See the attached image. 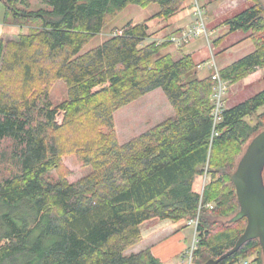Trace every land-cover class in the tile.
I'll return each instance as SVG.
<instances>
[{"label": "trees", "instance_id": "obj_1", "mask_svg": "<svg viewBox=\"0 0 264 264\" xmlns=\"http://www.w3.org/2000/svg\"><path fill=\"white\" fill-rule=\"evenodd\" d=\"M1 2L27 32L0 39V264H163L149 249L126 253L139 243L140 225L197 215L191 264L232 249L246 219L229 222L239 211L231 176L264 129V89L214 123L215 81L198 78L192 55L165 52L169 41H148L146 21L82 51L129 5L155 4L151 19L171 23L192 0H40L47 8L38 10ZM222 23L228 34L246 35L254 50L219 69L220 79L235 84L264 72L260 0ZM58 81L65 96L54 102L50 89ZM158 88L172 115L118 142L113 114ZM252 117L254 124L246 120ZM71 154L86 173L69 183L63 160ZM204 175L200 193L193 184ZM253 255L264 264L257 240L219 264Z\"/></svg>", "mask_w": 264, "mask_h": 264}, {"label": "rangeland", "instance_id": "obj_2", "mask_svg": "<svg viewBox=\"0 0 264 264\" xmlns=\"http://www.w3.org/2000/svg\"><path fill=\"white\" fill-rule=\"evenodd\" d=\"M21 1L23 2L21 7L29 10L47 8L40 2V0ZM255 2L256 0H192V8L178 14L175 18H173L171 23H167L163 20L151 19L152 16L159 11V7L155 4L146 8L129 5L114 19L108 22L102 29L101 33L96 35L82 51L96 47L112 35V33L122 29L129 23L136 25L145 21L148 24V41H165L170 35H176H172L177 30L175 28H178L181 25L180 30H182L194 23L196 20V16H194V4H197L199 10L201 11L202 20L208 36L207 41L205 37H199L192 42L196 41L200 51L203 53L202 59L204 63H212L213 61L216 67L221 69L254 50L253 45L246 38V35L240 32L228 34V28L224 26L222 22L226 18L252 6ZM260 2L264 6V0H260ZM5 12L4 4L0 1V39L6 36L15 39L20 34H26L27 28L13 25L11 18L6 15ZM221 36H225L224 40L219 45H215V40ZM188 44L178 49L183 51ZM178 49L170 45L165 52H171ZM197 71L198 70H196V72ZM226 83V90L222 98L224 102V109L231 108L232 106L249 99L256 93L263 90L264 72L257 71L248 78L235 84ZM98 89L99 88H95L94 91H97ZM50 96L54 102H59L64 98L65 86L61 81L53 84L50 89ZM263 110L264 106L259 110V112ZM171 115L172 109L162 90L158 88L117 110L113 114V130L118 142L124 143L153 127L157 123H160ZM62 119L63 114L58 116V123L56 121L55 122L59 125L62 123ZM246 120L252 124L257 121L255 117ZM63 166L66 170H68L66 180L69 183L75 182L86 173V169L80 166L77 157L73 154L65 156ZM51 179H55L53 173L51 174ZM207 180L208 178H206L205 182H207ZM202 183L203 177L197 178V183L194 185V189L198 190L200 193ZM155 222H158V220ZM168 224L174 227V231H181L186 238V246L183 249L181 256L177 260H174L172 264H191L189 254L191 252V248L193 247L192 243L195 244L196 242V236L193 240V228L191 226H187L185 222H170ZM130 249L132 250V248ZM133 249L135 250V248ZM129 250H127L126 253L130 252ZM254 260L255 256L253 255L246 259H240L235 264H245V261L247 264H256Z\"/></svg>", "mask_w": 264, "mask_h": 264}, {"label": "water", "instance_id": "obj_3", "mask_svg": "<svg viewBox=\"0 0 264 264\" xmlns=\"http://www.w3.org/2000/svg\"><path fill=\"white\" fill-rule=\"evenodd\" d=\"M1 1V0H0ZM264 129L248 143L231 176L239 211L230 223L246 219L243 233L232 249L217 259H209L204 264H219L236 253L246 242L257 240L264 262Z\"/></svg>", "mask_w": 264, "mask_h": 264}, {"label": "crops", "instance_id": "obj_4", "mask_svg": "<svg viewBox=\"0 0 264 264\" xmlns=\"http://www.w3.org/2000/svg\"><path fill=\"white\" fill-rule=\"evenodd\" d=\"M175 29H181V25ZM191 42L186 46L183 52L192 55L195 62L201 64V67L196 69L198 70V78H206L211 75L212 70L208 68V65L206 64L207 62L204 63L202 59L203 53L200 51L196 41ZM196 183L197 179H195L193 187ZM156 220L151 219L140 225L139 231L141 239L138 244L132 247V250H129L130 252L128 253H137L141 250L149 249L152 255L159 259L163 264H172L174 260H177L181 256V253L186 246V238L181 231H174V227L168 224L171 221L158 220V222H155ZM133 248H135V250ZM245 264H247L246 261Z\"/></svg>", "mask_w": 264, "mask_h": 264}, {"label": "built area", "instance_id": "obj_5", "mask_svg": "<svg viewBox=\"0 0 264 264\" xmlns=\"http://www.w3.org/2000/svg\"><path fill=\"white\" fill-rule=\"evenodd\" d=\"M194 6H195L194 16H196V20L194 21V23L191 26L180 30L176 35L171 36L170 38L165 40V41H169L171 43V45H173L176 48H181V47L185 46L186 44H188L189 42H191L195 39H198L199 37H205L206 41H207L208 34L205 30V25H204V22L202 20L201 11L199 10V7L197 6V4H194ZM157 42H161V41H157ZM207 65H208V68L212 70L211 79L213 81H215V84H214L213 90H212L211 100L213 103V109H212L213 121H214V123H216L217 121H219L221 113L224 110V102H223L222 98H223L224 92L226 90V84L227 83L220 79L219 73H218L219 70L213 61H212V63H207ZM200 67H201V65H197V69H199ZM61 114L62 113L59 112L56 115V118H55L56 122H57L58 116ZM206 178H207V176L204 175L201 191L206 184V182H205ZM207 206H209V205H207ZM197 221H198V215L196 216V218L187 221V225L191 226L194 230L193 240L196 236ZM193 245H194V243H192V246ZM192 249H193V247H192ZM192 249H191V251H192ZM189 257L191 258V252L189 254Z\"/></svg>", "mask_w": 264, "mask_h": 264}]
</instances>
